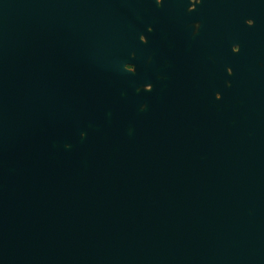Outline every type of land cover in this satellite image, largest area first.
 I'll use <instances>...</instances> for the list:
<instances>
[{"label": "water", "instance_id": "obj_1", "mask_svg": "<svg viewBox=\"0 0 264 264\" xmlns=\"http://www.w3.org/2000/svg\"><path fill=\"white\" fill-rule=\"evenodd\" d=\"M107 15L0 0V264H257L250 173L138 110Z\"/></svg>", "mask_w": 264, "mask_h": 264}, {"label": "flooded vegetation", "instance_id": "obj_2", "mask_svg": "<svg viewBox=\"0 0 264 264\" xmlns=\"http://www.w3.org/2000/svg\"><path fill=\"white\" fill-rule=\"evenodd\" d=\"M103 2L106 41L119 45L108 74L119 64L134 75V91L146 92L138 110L149 99L156 118L198 148L230 142L234 170L250 173L249 231L255 222L264 234V0ZM257 257L264 264V252Z\"/></svg>", "mask_w": 264, "mask_h": 264}]
</instances>
